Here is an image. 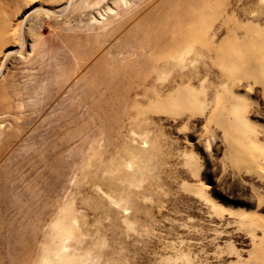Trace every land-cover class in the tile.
Listing matches in <instances>:
<instances>
[{"label":"rangeland","instance_id":"rangeland-1","mask_svg":"<svg viewBox=\"0 0 264 264\" xmlns=\"http://www.w3.org/2000/svg\"><path fill=\"white\" fill-rule=\"evenodd\" d=\"M179 1L0 0V264H264V0Z\"/></svg>","mask_w":264,"mask_h":264},{"label":"bare ground","instance_id":"bare-ground-1","mask_svg":"<svg viewBox=\"0 0 264 264\" xmlns=\"http://www.w3.org/2000/svg\"><path fill=\"white\" fill-rule=\"evenodd\" d=\"M184 1H185V0H180L178 4H182ZM70 2H71V4H72V0H70ZM70 2H69V4H70ZM176 8H177V11H178V12L180 13V15H181V18H180V20H179V23H180V24H194V23H197V22L199 21L198 16H196L197 13L193 14L194 17H187L186 14H184V13L182 12V7L177 6ZM48 13H49V12H48ZM201 16H202V15H201ZM21 26H22V25H21ZM165 29H167V27H166ZM182 30L186 31V28H183ZM3 35H4V34H3ZM2 39H3V40H4V39L6 40V39H7V36H6V35L2 36ZM10 54H13V52H12V51L9 52V53L7 54V56L10 55ZM4 57H5V56H4ZM4 57H3V58H4ZM4 59H5V58H4ZM0 71H1V66H0ZM259 73H260V74H264V67H262V68L259 70Z\"/></svg>","mask_w":264,"mask_h":264}]
</instances>
